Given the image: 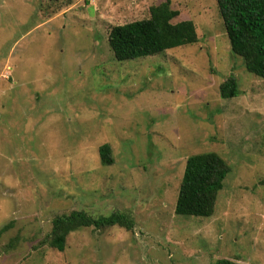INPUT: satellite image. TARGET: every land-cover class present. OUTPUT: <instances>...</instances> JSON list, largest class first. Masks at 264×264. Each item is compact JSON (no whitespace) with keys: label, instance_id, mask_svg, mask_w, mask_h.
Instances as JSON below:
<instances>
[{"label":"rangeland","instance_id":"374dc122","mask_svg":"<svg viewBox=\"0 0 264 264\" xmlns=\"http://www.w3.org/2000/svg\"><path fill=\"white\" fill-rule=\"evenodd\" d=\"M166 1L0 0V264H264V79L216 0H169L193 45L125 62L109 45ZM209 152L231 168L215 212L178 216L187 160ZM72 211L134 227L82 228L60 252L45 241Z\"/></svg>","mask_w":264,"mask_h":264},{"label":"trees","instance_id":"16d2710c","mask_svg":"<svg viewBox=\"0 0 264 264\" xmlns=\"http://www.w3.org/2000/svg\"><path fill=\"white\" fill-rule=\"evenodd\" d=\"M233 54L241 57L247 72L264 79V0H216ZM179 11L167 0L150 9V17L111 29L109 45L119 62L151 57L170 49L197 43L194 22L174 23ZM223 98L239 95L238 81L229 77L220 88ZM101 163H114L111 147L99 149ZM231 173L227 162L217 153L209 152L188 158L179 188L175 213L178 216L209 218L213 216L219 193ZM119 226L132 230L134 222L125 214L113 213L94 218L84 211H72L53 220L51 234L45 243L60 252L65 251L68 236L82 228L105 231ZM7 230L3 227L0 232ZM217 264H236L221 260Z\"/></svg>","mask_w":264,"mask_h":264}]
</instances>
